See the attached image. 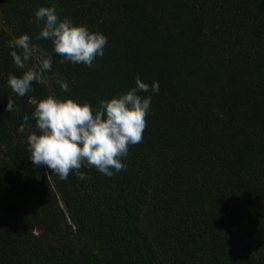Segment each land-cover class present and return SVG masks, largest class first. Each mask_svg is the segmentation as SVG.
Wrapping results in <instances>:
<instances>
[{
    "label": "trees",
    "instance_id": "1",
    "mask_svg": "<svg viewBox=\"0 0 264 264\" xmlns=\"http://www.w3.org/2000/svg\"><path fill=\"white\" fill-rule=\"evenodd\" d=\"M52 5L105 34L104 56L52 53L49 83L19 97L8 41L51 53L29 21ZM137 76L160 91L140 93L151 109L126 170L61 180L32 164L17 129L39 100L98 106ZM0 264H264V0H0Z\"/></svg>",
    "mask_w": 264,
    "mask_h": 264
},
{
    "label": "clouds",
    "instance_id": "2",
    "mask_svg": "<svg viewBox=\"0 0 264 264\" xmlns=\"http://www.w3.org/2000/svg\"><path fill=\"white\" fill-rule=\"evenodd\" d=\"M29 22L40 28L37 41H51L52 52L35 43L28 33L8 41L12 62L22 74L10 73L7 84L19 97L34 91V83H49L46 73L52 70V53L63 57L61 63L83 64L89 68L97 57L104 56L107 36L70 18L61 19L55 5L41 6ZM32 60L35 64L29 67ZM57 83L63 92L69 91L66 79H57ZM159 91L158 81L149 84L137 76L134 87L101 99L98 106L53 93L39 100L31 115L23 116L17 131L27 133L29 158L35 167L44 166L61 180H67L72 172L79 180H87L82 167H94L111 178L126 170L124 161L130 146L143 141L152 95L140 93L159 94ZM5 111L18 112L19 108L9 98ZM31 121H35L34 127Z\"/></svg>",
    "mask_w": 264,
    "mask_h": 264
}]
</instances>
